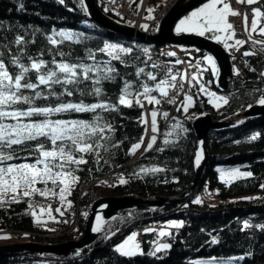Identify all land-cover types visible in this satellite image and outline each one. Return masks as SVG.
Instances as JSON below:
<instances>
[{"label": "trees", "instance_id": "16d2710c", "mask_svg": "<svg viewBox=\"0 0 264 264\" xmlns=\"http://www.w3.org/2000/svg\"><path fill=\"white\" fill-rule=\"evenodd\" d=\"M93 24L96 25L95 28L89 27ZM53 28L57 31L69 29L83 33V36L79 43L64 41L62 44L52 45L47 37L52 34ZM36 29L38 31H35ZM17 36H23L26 43L19 46L12 43ZM105 41L122 43L125 47L132 46L133 52L123 57L127 67L119 61H112L121 75L115 82H102L104 95L99 99L115 103L125 79L133 84V90H135L140 81L146 79L143 75L136 77L137 67L153 72L158 80L161 78L163 71L153 69L148 58L152 51L157 50L159 44L133 40L103 29L85 17L79 7V0H63V3H59L58 0H0V52L3 53L5 64L12 74H15L18 69L9 64V60L11 56H21L22 52L26 54L21 56V62L26 65L29 63V56L41 58V53L46 61H51L54 57L57 61L63 59L74 63L83 60L91 63L92 61L87 60L88 50L95 53L96 60H107L109 57L99 52ZM3 45H8V48ZM143 47L150 49L148 54L143 53L141 50ZM240 51L247 65L244 61L245 72L237 76L235 81L258 82L259 73L264 70V49L260 44L255 45V49L243 45ZM61 52L65 54L63 57L60 56ZM244 52L254 54L245 57ZM252 68L255 71H251ZM30 75L35 82V74ZM207 80H213L210 70L207 72ZM149 84L151 85L152 82L149 81ZM255 89L257 88L248 86L228 90L226 92L228 103L219 109H214L192 86L189 92L193 96L194 106L190 107L187 113L182 108L179 111L176 109L171 122L167 124L153 149L143 154L134 163L118 169L116 168L119 165H123L131 158L132 155L128 154L131 145L139 142L140 137L144 135V125L138 122L143 110L137 106L132 108L120 106L118 112L101 113L104 119L115 127L112 143L121 140L123 143L119 147L109 148L108 151L101 150L99 164L95 162L94 154L86 156L88 163L82 165L75 173L80 180L73 186L71 195L67 196V200L72 202L71 207L65 204L61 205V209L68 213L74 211L77 206L79 227L76 232L72 234L73 231H68V234L66 225L62 228V232H55L58 233V237L48 238L52 228L45 226V223L34 222L25 199L20 203L0 207V229L11 232L14 237H18L17 240L59 242L82 234L86 218L83 213H87L89 203L100 196L122 194L151 196L180 193L190 185L194 174L195 136L189 125L190 120L203 112H209L212 117L219 118L242 109L259 96L260 92L253 91ZM57 91H60L59 87ZM27 92L28 90L26 94ZM64 99L65 101L72 99L75 102L81 97L79 94H74V97ZM96 99L91 96L84 97L86 103H94ZM46 103L48 102L41 100L38 106ZM51 103L55 104L56 101L53 99ZM92 115L91 113H64L53 118L90 120ZM177 120L188 131L180 133L178 137L174 133L169 137L173 143L165 147L164 134ZM242 121L244 122L235 124L227 130L208 132L206 147L209 158L203 175L192 192L187 193L181 200L173 201L152 211L136 208L132 210L131 216L125 214L117 216L116 220L109 219L104 229L107 230L111 226V230L116 234L110 240H103V233H99L90 245L81 248L82 251L78 256H74L73 251L65 256L38 255L35 252L0 254V264H189L190 261L213 257L226 260L239 256H244V259L234 261L233 264H264V228L258 227L264 225V188L261 187L264 184V159L257 158L264 155V115L244 118ZM256 133H259L257 139H249ZM161 147H164V151H157ZM20 155L27 156L29 162H34V156H29L27 152ZM13 162L24 161L20 159ZM238 162L243 163V168L251 171L253 176L238 179L230 185L221 181L216 164ZM140 166H158L166 171L146 175L142 179L132 176L133 172L139 171ZM111 170L119 173V176L112 179L109 185L102 184L100 178ZM121 175L128 179L127 184L117 183ZM204 186L217 197L215 203L208 202L202 195ZM36 187L43 188L44 185L38 183ZM49 187L51 188V184ZM55 190L58 192V189ZM196 197L201 198V204L193 203ZM245 197L254 199H243ZM49 199L52 203L59 200L58 197ZM184 205L187 207L185 208ZM119 217L124 218L123 222ZM168 219L181 220L184 225L180 229H172L171 236L161 238V242L171 244V249L166 253H158L156 257L146 254L152 247L149 242L157 239L155 232L141 234L140 244L145 255L128 259L120 257L112 250L114 245L123 240L125 235L136 226L151 225L156 220ZM47 222L58 223L53 220ZM245 222L249 224L248 228L244 227ZM117 229L119 231H116ZM213 236L218 240V243L214 245L210 243ZM206 241L209 243H205ZM246 253L251 255L247 256Z\"/></svg>", "mask_w": 264, "mask_h": 264}, {"label": "snow or ice", "instance_id": "6c2138e0", "mask_svg": "<svg viewBox=\"0 0 264 264\" xmlns=\"http://www.w3.org/2000/svg\"><path fill=\"white\" fill-rule=\"evenodd\" d=\"M58 2L63 3V0H58ZM254 2L256 0H247L248 4ZM79 7L84 13L88 14L85 0H79ZM137 8H139V5H137ZM110 10L114 9H104L105 12ZM253 11L255 15L252 20L251 31L249 32V41H251L253 49H255L257 44L264 48V41L251 39V33L257 31L258 18L262 15L258 8L253 9ZM153 12L154 9L149 7L146 19H155ZM230 14L237 15L226 0H206L201 6L194 8L188 14L179 18L178 22H175L174 31L178 35L187 33L207 37L218 44H222L225 50L235 49L239 51L240 47L247 41L235 39L233 25L228 21ZM117 15L120 14L117 12ZM89 27L95 28L96 25H89ZM140 27L147 31L149 26L142 24ZM159 27L160 25L157 23V31ZM35 31H38V29ZM245 31H248L246 16ZM258 31L264 34V26H261ZM82 36L83 33L80 32H74L69 29L57 31L53 28L52 34L47 39L52 45H59L64 41L79 43ZM230 41H234V43H230ZM12 43L19 46L25 44L26 41L23 36H17ZM136 46L139 47V45ZM3 47L8 48V45H3ZM141 50L144 54H148L150 51L147 47H143ZM183 51L190 54V50L187 48H184ZM191 51L200 53L201 49L196 48ZM99 52L105 53L109 59L98 61L95 53L88 50L87 60L92 61L91 63H86L83 60H78L74 63L63 59L57 61L54 57L51 61H46L42 58L43 53H41V58L29 56L27 65L21 62V56L26 54L22 52L21 56H11L9 60V64L18 69L15 74L9 72L3 53L0 52V207L20 203L25 198H28V208L36 224L47 223L41 217V214L44 213L47 214L49 220H55L50 206L47 208L40 206L39 213L35 210L32 198L36 194L44 198L58 197L62 206L67 204L68 207H71L72 202L67 200V196L71 195L73 186L78 184L80 180V177L75 173L80 170L82 165L88 163L85 157L94 154L96 157L95 162L99 164L101 150L108 151L109 148L119 147L123 143L122 140L112 143L115 127L111 122L105 120L101 113L118 112L120 106L126 108L137 106L143 109L144 101H147L149 105H153V109L150 112L152 135L146 147H144V151L148 152L153 149L157 142V133L159 132L157 123L158 110L155 107L161 104V99L158 96L167 98L169 104H175L176 99L175 97H170L169 92L177 88V77L180 80L179 90L182 91L186 75L180 72L173 74L172 67L165 65L164 78L158 80L157 75L153 72L137 67L135 71L136 77L139 78L143 75L146 79L140 81L135 90H133V84L130 81L123 80V87L120 89L118 99L113 103L109 100L99 99V97L104 95L101 84L105 81L115 82L120 77L121 74L112 64V61H119L127 67L128 65L123 57L130 55L133 52V47H125L122 43L105 41ZM252 54L254 53L244 52L243 55L247 57ZM64 55L63 52L60 53L61 57ZM166 55L175 56L176 53L169 51ZM181 63L180 59H176V65ZM245 63L247 65V61ZM50 64L51 66H49ZM202 64H204L205 69L210 66L211 74L217 78L219 77L220 68L217 64V59L212 54L203 53L194 65L189 62V66L195 67L197 72L187 82L190 87L193 86V82L198 84V93L206 95L208 103L219 109L221 102L224 104L228 103V98L217 95L208 89L206 85L211 84V80L202 82ZM151 67L158 69L161 66L153 63ZM250 70L255 71L254 68ZM232 71L234 75L240 74L239 69L235 65L232 66ZM31 73L35 74V82L32 80ZM259 76L264 77V71H261ZM149 81L152 82L151 85ZM57 87H59L60 91H57ZM26 90H28L27 94ZM253 91L264 93V89H255ZM153 93H157L158 96ZM74 94H79L81 99L75 102L72 99L65 101V97H74ZM87 96L97 98L96 102L86 103L84 97ZM53 99L56 101L55 104L51 103ZM41 100L48 103L38 106V102ZM255 103L264 106V94ZM192 106H194L193 96L184 93L183 101H181L177 110L179 111L182 108L187 113ZM248 107L251 108L253 105H248ZM64 113H91L93 115L90 120L53 118ZM163 115L167 118L168 113L164 112ZM138 122L144 125L145 135H147L148 120L143 111ZM243 122L242 120L237 121V124ZM187 131L188 129L184 128L183 124L177 120L171 126V129L164 134L163 145L167 147L173 143L169 137L173 136L174 133L178 137L180 133H187ZM258 136L259 133H256L249 139L255 140ZM143 144L144 136H141L139 142L131 145L128 154L134 155ZM199 144L200 147L197 148L194 158V164L197 167L203 159V141H200ZM157 151H164V147L158 148ZM24 152H27L29 156H34V162H29L27 156L22 157L20 155ZM20 159L24 162H13ZM164 171L166 169L158 166H140L139 171L133 172L131 175L142 179L146 175H155ZM217 172L220 174V179L229 185L238 179L253 176L251 171H241L240 167L218 168ZM38 183L43 184L44 187H36ZM101 183L106 182L102 181ZM117 183L120 185L127 184L128 179L121 175ZM49 184H51V188ZM261 187L264 188V184ZM57 188L59 189L58 192L55 190ZM243 199L254 198L245 197ZM193 203L201 204L202 200L200 197H196ZM184 207L186 208L187 205H184ZM149 210L152 211L154 209ZM55 211L60 216L64 215L61 207H57ZM83 215L87 216V213L85 212ZM129 215L131 216L132 214L129 213ZM111 219L116 220L117 217H112ZM119 219L123 222L124 218L119 217ZM64 222L66 223L67 221ZM104 224V218L97 213L91 230L94 233H103V240H110L116 233L111 230V226L105 230ZM183 225V221L170 220L161 226L158 231L152 227L145 228V233L155 232L157 235L156 240L149 242L152 247L146 254L156 257L158 253H166L170 250L171 244L161 242V238L172 235L168 231L169 228L180 229ZM244 227L248 228L249 224L245 222ZM258 227L264 228V225ZM116 231H119V229ZM138 235V232L132 231L120 243L114 245L112 250L120 257L128 259L138 255H145L137 239ZM6 238L10 237L0 236V239ZM205 243L209 242L206 241ZM210 243L213 245L217 244V238L213 236ZM81 251V249H78L74 255H80ZM245 255L250 256L251 253H246ZM243 259L244 256L230 257L226 260L213 257L206 260L190 261L189 264H233L234 261Z\"/></svg>", "mask_w": 264, "mask_h": 264}, {"label": "water", "instance_id": "95a60500", "mask_svg": "<svg viewBox=\"0 0 264 264\" xmlns=\"http://www.w3.org/2000/svg\"><path fill=\"white\" fill-rule=\"evenodd\" d=\"M204 2H206V0H176L161 19L159 30L154 33H146L140 28H135L131 24L123 22L110 15L101 9L96 0H85L88 9V14L85 13V16L101 25L104 29L112 31L118 35L152 43L173 42L194 46L201 49L202 53L212 54L217 59V64L220 68L219 77L217 78L214 76L213 78V86L219 91H227L232 88H243L248 86L264 89V83L256 85L233 84L231 80L233 76L231 53L228 52V50H225L222 44H218L214 40L208 39L207 37H200L196 34L185 33L178 35L175 33V22H178L179 18H182L183 15L188 14V12ZM262 94L264 93L260 92L257 99ZM255 101L247 104L244 108L223 117L214 118L209 112H203V115L200 113L190 120L189 125L195 136V152L197 148L200 147L199 142L203 141V159L198 167L194 164L192 181L190 185L180 193L174 195L155 194L151 196H136L132 194L100 196L89 203L88 214L84 221L82 234L76 239H66L59 242L15 240L0 244V254L35 252L38 255L51 254L64 256L73 251L74 255L78 249L90 245L99 234L94 233L91 230L97 213L104 218L106 223L112 217L123 216L125 214L129 215V213L132 214V210L136 208L155 209L163 207L173 201L181 200L186 193L192 191L203 175L209 158L206 147V136L208 132L212 130H227L237 124V121H241L244 118L263 116L264 106L256 104ZM248 105H253V107L249 108Z\"/></svg>", "mask_w": 264, "mask_h": 264}, {"label": "built area", "instance_id": "2783aa9c", "mask_svg": "<svg viewBox=\"0 0 264 264\" xmlns=\"http://www.w3.org/2000/svg\"><path fill=\"white\" fill-rule=\"evenodd\" d=\"M172 0H167L164 4H162L160 7H155L154 8V12L153 15L155 17V19L153 20H146L145 23L140 22V17L138 18V24L142 25V24H147L148 30L147 31H153L155 28L156 23L161 19V17L163 16V14L165 13V11L167 10V8L171 5L170 2ZM103 4H104V8H109V9H114L111 10L114 13L117 14V12L120 14L119 16L125 20L128 21H132L134 18L137 19L136 14L138 13V11L141 9L142 10V14L144 15V6L146 3V0H140V2H136V0H115V2H113V0H102ZM137 5H139V8H137ZM260 6V3H259ZM232 9L237 13V15H229L228 16V20L231 22V24L233 25V29L235 32V38H244L246 36L245 30H244V26L242 24V19H243V15L245 13H247L250 9V5L248 4H239L237 2L231 4ZM262 21H264V18L262 19ZM169 51L175 52L176 55L180 56L182 51L180 49H178L176 46L172 45V44H163L160 45L158 47V52H156L155 54H153V61L152 63H157L161 66L167 65L169 67H172L170 65H168L166 63V60H161V56L160 54H165L168 53ZM198 59H200L199 57H197ZM236 60H238L236 58ZM203 67L201 68V71L203 72V76H204V64H202ZM177 67H172V71L173 74L177 72ZM239 69V73H243V68L242 67H238ZM197 72V69L195 67H191L188 64H182L180 65V73H184L186 75V79L183 82V90L180 91L179 90V84H180V80L179 77H177V88L170 90L169 92V96L171 97H175L177 98V101L181 98H183L184 93H186L187 87H188V82L187 80L191 78V76ZM202 82H204L202 80ZM199 86V85H198ZM208 87V89L210 91H212V89L206 85ZM179 92V94H178ZM213 92V91H212ZM204 95V94H203ZM205 97H207L206 95H204ZM208 98V97H207ZM164 99V98H162ZM144 107L147 108L148 104L147 101H144ZM221 104H223V102H221ZM175 107V104H173L172 108L169 110L168 112V116L167 118H165L164 116H162V118L160 120H158V124L160 126L159 128V132L157 133V135L160 133L161 129L163 128V126L170 120V115L173 111ZM152 135V132L148 130V133L146 135V140H149L150 136ZM146 147V146H145ZM141 152H144V148L141 150ZM111 173H107L102 177V181L106 182L104 184H111L112 183V178L110 177ZM65 219H67V222H73V224H71V226H68L67 231H71L72 227H78L79 221H78V211L77 208L75 210L74 213L68 215L65 217ZM66 226L63 225L60 228V231L62 232V228ZM66 232V231H65Z\"/></svg>", "mask_w": 264, "mask_h": 264}, {"label": "rangeland", "instance_id": "374dc122", "mask_svg": "<svg viewBox=\"0 0 264 264\" xmlns=\"http://www.w3.org/2000/svg\"><path fill=\"white\" fill-rule=\"evenodd\" d=\"M144 1V0H143ZM205 3V2H204ZM202 5V4H201ZM201 5H199V6H201ZM198 6V7H199ZM256 8H258L257 6H255V7H253V9H256ZM253 9H252V12L254 13V11H253ZM258 9H260V8H258ZM254 15H255V13H254ZM259 19H260V17H259ZM260 22V20L258 21V23ZM261 26H263V25H261ZM260 26V27H261ZM251 30V29H250ZM251 36H253V34L251 35ZM153 109V108H152ZM152 109H150L149 110V122H150V129H151V117H150V112L152 111ZM147 142H148V140H146V139H144V144L141 146V150H142V148L143 147H145L146 146V144H147ZM138 151H139V149H138ZM138 151H137V153H138ZM140 154V153H139ZM139 154H137V156L139 157L140 155ZM137 156H136V158L135 159H137ZM257 158H262V159H264V155H262V156H258ZM243 166H244V164L243 163H241V162H238V163H217L216 164V169H218V168H225V169H228V168H234V167H240V170L241 171H248L247 169H245V168H243ZM219 174V173H218ZM114 175H115V173H114ZM113 175V176H114ZM112 176V177H113ZM117 176H119V173H117V175H116V177ZM111 177V178H112ZM219 178H220V174H219ZM221 180V179H220ZM222 181V180H221ZM58 189V188H57ZM58 191H59V189H58ZM202 195H204L205 196V198H206V200L208 201V202H210V203H215L216 201H217V197L213 194V193H210L208 190H207V188H206V186H204L203 187V191H202ZM51 201V200H50ZM50 201L49 202H41V203H38V206L37 207H34L35 208V210L39 213V208H40V206H44L45 208H47L48 206H50V205H48V203H50ZM59 202V203H58ZM55 205H58V204H60L61 205V203H60V201L59 200H57V202L56 203H54ZM33 205H34V203H33ZM51 207V210H52V214H53V216H55V219H56V217L58 216L55 212H54V207H52V206H50ZM56 209V208H55ZM62 210V209H61ZM63 211V210H62ZM64 212V211H63ZM66 214H65V212H64V215L63 216H65ZM41 217H42V219L43 220H45V221H50L49 219H48V217H47V214L46 213H44V214H41ZM60 218H62V216H60V217H58V219H60ZM170 220H177V219H168V220H156L154 223H156V226H155V228H156V230L158 231L160 228H161V226H163V225H165L166 224V222L167 221H170ZM64 221H67V219H61V222H63L64 223ZM177 221H181V220H177ZM73 224V222H66V225L67 226H71V224ZM154 223H151L152 224V227H153V225H154ZM46 226V225H45ZM47 227H50V228H54V227H56V225H50V226H47ZM149 227H151V226H145V228H149ZM171 229V228H170ZM56 231H58L59 233L61 232L60 231V229H58V226L56 227V229H55ZM71 231H73L72 232V234H74L75 232H76V227H72L71 228ZM70 231V232H71ZM132 231H135V230H132ZM131 231V232H132ZM131 232H128L126 235H125V238H126V236L127 235H129ZM67 233L69 234V232L67 231ZM0 236H7V237H10V238H6V239H0V244H2V243H6V242H10V241H15V240H17V238L18 237H14L13 236V234L11 233V232H9V231H7V230H2V229H0ZM77 238V237H76ZM76 238H72V239H76ZM137 239H138V237H137ZM20 241V240H19ZM122 241V240H121ZM121 241H119V242H117L116 244H118V243H120ZM140 243V242H139ZM115 244V245H116Z\"/></svg>", "mask_w": 264, "mask_h": 264}, {"label": "bare ground", "instance_id": "6f19581e", "mask_svg": "<svg viewBox=\"0 0 264 264\" xmlns=\"http://www.w3.org/2000/svg\"><path fill=\"white\" fill-rule=\"evenodd\" d=\"M97 1V3L98 4H101V2H100V0H96ZM148 2H149V0H147ZM173 1L174 0H172L171 2H170V4H172L173 3ZM244 0H226V2L227 3H229V5H231V4H233V3H235V2H243ZM137 2H140V0H136V2L135 3H137ZM167 10H168V8H167ZM164 16V15H163ZM163 16L161 17V18H163ZM136 17H137V19H133L132 21H128V20H125L124 22H126V23H128V24H131L132 26H134L135 28H140V25L138 24V18L140 19V22H142V23H145L146 22V20H148V19H146V17L147 16H145V15H143L142 14V10L140 9L139 11H138V13L136 14ZM95 22V21H94ZM129 22H131V23H129ZM96 23V22H95ZM97 24V23H96ZM97 25H99V24H97ZM100 27H102L101 25H99ZM103 28V27H102ZM104 29V28H103ZM107 30V29H106ZM112 32V31H111ZM116 34V33H115ZM128 38H131V39H133L134 40V38H132V37H128ZM183 48H187V49H189L190 50V54L189 53H186L185 51H182V53H181V55L180 56H178V55H175V56H166V63H168L170 66H172V67H177V66H180V65H182V64H188L189 65V62H191L193 65L195 64V62H196V60L198 59L197 58V56L193 53V52H191V50L193 49L191 46H189V45H183V44H180ZM176 59H180L181 61H182V63L181 64H179V65H176L175 64V61H176ZM161 66H162V64H161ZM203 67V65H201V68ZM205 69V68H204ZM176 99V103H175V107H178V103H179V101H177V98H175ZM129 160V159H128ZM127 160V161H128ZM126 161V162H127ZM125 162V163H126ZM52 205H55L54 203H51ZM58 206V205H57ZM54 212H55V209H54ZM56 213V212H55ZM58 215V214H57ZM53 221H55V220H53ZM133 223H135V222H133ZM45 225L46 226H49V223L47 222V223H45ZM56 225V224H55ZM145 226L146 225H138V226H136L137 228V231L136 232H138V233H140V234H142L143 232H144V229H145ZM57 227V226H56ZM56 227H54L53 229H52V231L51 232H49V236H48V238H56V237H58V233H55V229H56ZM170 232V231H169ZM56 256V255H55ZM65 256V255H64Z\"/></svg>", "mask_w": 264, "mask_h": 264}, {"label": "crops", "instance_id": "0c3cea01", "mask_svg": "<svg viewBox=\"0 0 264 264\" xmlns=\"http://www.w3.org/2000/svg\"><path fill=\"white\" fill-rule=\"evenodd\" d=\"M247 1V0H246ZM253 18H254V16H251L250 18H249V20H248V24H249V30L251 29V24H252V20H253ZM258 21H259V18H258ZM257 27H258V24H257ZM259 29V28H258ZM258 29H257V31H258ZM251 31V30H250ZM256 31V32H257ZM38 206V205H37ZM37 206H35V207H37ZM56 207H54V209H55ZM50 225H53V224H51V223H49V226ZM171 229H174V228H171ZM170 228L168 229V231H170L171 230Z\"/></svg>", "mask_w": 264, "mask_h": 264}]
</instances>
